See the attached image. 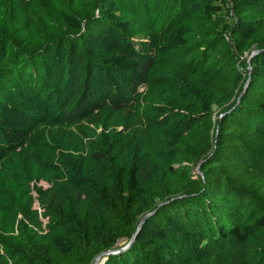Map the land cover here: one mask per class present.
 <instances>
[{
  "label": "trees",
  "instance_id": "16d2710c",
  "mask_svg": "<svg viewBox=\"0 0 264 264\" xmlns=\"http://www.w3.org/2000/svg\"><path fill=\"white\" fill-rule=\"evenodd\" d=\"M106 251L264 264V0H0V264Z\"/></svg>",
  "mask_w": 264,
  "mask_h": 264
},
{
  "label": "water",
  "instance_id": "95a60500",
  "mask_svg": "<svg viewBox=\"0 0 264 264\" xmlns=\"http://www.w3.org/2000/svg\"><path fill=\"white\" fill-rule=\"evenodd\" d=\"M144 219H145V218L142 219L141 223L144 221ZM132 240H133V238H131V240L129 241V243H128L126 246H124V248L127 247L130 243H132V242H131ZM112 251H113V250H112ZM112 251H106V252H103V253L99 254V255L96 257L94 264H97V261L99 260V258H100L101 256H103V255H105V254H107V253H110V252H112Z\"/></svg>",
  "mask_w": 264,
  "mask_h": 264
},
{
  "label": "rangeland",
  "instance_id": "374dc122",
  "mask_svg": "<svg viewBox=\"0 0 264 264\" xmlns=\"http://www.w3.org/2000/svg\"><path fill=\"white\" fill-rule=\"evenodd\" d=\"M246 55L250 58V55H248V54H246ZM41 184H43L44 186L47 185L45 182H42ZM105 259H106V258H105L104 255L101 256V257L99 258V260L97 261V264H103V262H104ZM94 262H95V261H94Z\"/></svg>",
  "mask_w": 264,
  "mask_h": 264
}]
</instances>
